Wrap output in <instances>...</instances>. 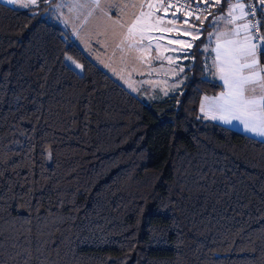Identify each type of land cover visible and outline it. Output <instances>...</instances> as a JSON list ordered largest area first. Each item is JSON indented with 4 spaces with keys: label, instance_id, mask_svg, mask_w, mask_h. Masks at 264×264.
Segmentation results:
<instances>
[{
    "label": "trees",
    "instance_id": "16d2710c",
    "mask_svg": "<svg viewBox=\"0 0 264 264\" xmlns=\"http://www.w3.org/2000/svg\"><path fill=\"white\" fill-rule=\"evenodd\" d=\"M57 1L0 2V264H264V141L198 112L223 90L217 13L181 88L144 103L47 19Z\"/></svg>",
    "mask_w": 264,
    "mask_h": 264
},
{
    "label": "rangeland",
    "instance_id": "374dc122",
    "mask_svg": "<svg viewBox=\"0 0 264 264\" xmlns=\"http://www.w3.org/2000/svg\"><path fill=\"white\" fill-rule=\"evenodd\" d=\"M237 3L240 2L233 0L232 11L216 20L212 31L206 33V44L202 50L207 56L239 38L234 35L233 24H227L233 16L234 20L241 18V13L236 16V10H240ZM108 7H115L113 18L104 10ZM159 8L157 0H58L45 16L60 24L64 13L69 10L66 24L73 42L126 91L149 103L181 88L185 81L184 71L191 61L187 50L192 48L194 40L200 38V29L206 21L203 18L200 25H196L181 15L162 17ZM210 25L207 24L208 27ZM250 40L259 48L251 36ZM69 58H65L66 63L80 72L79 64ZM208 63L212 65L210 60ZM202 97L198 112L203 120L264 141V137L246 132L244 124L236 122L231 110L225 107L218 109V98ZM225 120L229 122L225 123Z\"/></svg>",
    "mask_w": 264,
    "mask_h": 264
},
{
    "label": "crops",
    "instance_id": "0c3cea01",
    "mask_svg": "<svg viewBox=\"0 0 264 264\" xmlns=\"http://www.w3.org/2000/svg\"><path fill=\"white\" fill-rule=\"evenodd\" d=\"M190 1L191 2H195V3H206V4L209 5V9H210L209 11H211V14L212 13H217V14H214L212 16L211 20H210L211 25H210V30L208 31L210 33L212 31V29H213V24H215L216 20H220V18L225 17L224 14H226V12H229L231 10V8H232L231 5H232V1L233 0H190ZM238 1L240 2V4H243L242 0H238ZM0 2H2V0H0ZM5 4H7V3H5ZM21 4H27L28 6L27 7H21ZM32 4L33 3L31 2V0H16L15 4H7V5L13 6V7L18 8V9H26ZM55 4H53L52 6H54ZM159 5H160L159 13L161 14L162 17L168 16L169 18H171V16H173V15H175V16L181 15V14H177L176 12L171 10L170 8L164 6L162 3H159ZM114 9H115V7L104 8V10L106 11V14L110 18H113V16L115 15V11L116 10H114ZM236 11H237L236 16L239 17V14L241 13V10H236ZM68 13H69V10H67L64 13V15H63V17L61 19V21H63V22H60V25L62 27H64V28H66L70 32V30H69V28H67L68 26L66 24V17L68 15ZM181 16H184V15H181ZM207 16H208V14H206L205 16L199 18L197 20L198 22H196V20H189L185 16L184 17L188 21H190L191 23H195L196 25H200V20L203 19V18L206 19ZM178 22L181 24L180 20H178ZM227 24L228 25L233 24V26H234V28H233L234 29V35L235 36L238 35L239 38L235 39V42L234 43H230V45L220 46L217 50H214V52L208 53V56L202 50L204 55H205V57H204L205 58L204 59L205 60V77L210 79V80H213V81H216V82L220 83L222 85V88H223V90L220 93H218L217 95L209 96L212 99L213 98H218L219 105L215 104V105L219 106L218 109H223V107L226 105L228 94L230 92L229 84L225 83L224 79H222V76L229 77L230 82H231V74H232V72L239 67V63L235 61V58L230 53L232 52L233 49H236V48H238L240 46H243L245 44H253L252 41L250 40V36L252 38H253V36H252V34H251L250 30H249V26L247 28L244 27L246 24L248 25L247 20H246V15H245V9H244L243 16L241 15V18H236L234 20V16H233L232 18H229V21H228ZM237 28H238V30H237ZM189 30H192V29H189ZM200 32H201V29H200ZM253 41L255 43H257L258 45H260L259 48L257 46V53L259 54V50L261 48L262 41H261V43H260V40L257 41V40L254 39ZM205 44H206V42L203 44V46ZM203 46H202V48H203ZM189 50L190 49H188L187 51L189 52ZM258 59H259V55H258ZM209 60L212 63V65H210L208 63ZM257 68H258V70L262 69L260 63L257 65ZM243 71L247 72L248 69L245 68V69H243ZM260 76L264 77V72L263 71L260 72ZM260 94H261L260 93V89L257 88L256 93H254V95L259 96ZM245 95H253V94L252 93H245ZM202 98L203 97L201 96L200 102H201ZM212 99L210 101H212ZM232 114H235V118L237 119L236 120L237 123H241L242 119H248V117L245 114H243V113H241L239 111H232ZM202 119H203V116H202ZM246 132H247V130H246ZM253 137H255V136H253Z\"/></svg>",
    "mask_w": 264,
    "mask_h": 264
},
{
    "label": "snow or ice",
    "instance_id": "6c2138e0",
    "mask_svg": "<svg viewBox=\"0 0 264 264\" xmlns=\"http://www.w3.org/2000/svg\"><path fill=\"white\" fill-rule=\"evenodd\" d=\"M2 2L15 4L16 0H2ZM31 2L35 4L37 0H31ZM260 3L264 4V0H260ZM27 6V4H21V7ZM236 7L240 8L241 15L243 16L244 5L237 3ZM134 27L135 25L132 26V28ZM244 27L247 28L248 25L246 24ZM132 28L129 29L130 34L132 33ZM188 47H191V45H188ZM261 50L264 51V46H261ZM230 54L239 63V67L232 72L231 82L229 77L222 76V79L230 87L227 103L224 107L227 110L239 111L245 114L248 119L241 120L245 130L264 137V77L260 76V72L264 71V69L258 70L257 68L259 64L257 45L254 43L245 44L233 49ZM77 67L80 66L77 65ZM245 68L248 69L247 72L243 71ZM257 88L260 89L261 94L259 96L254 95ZM245 93H252L253 95H245ZM228 122L225 120V123Z\"/></svg>",
    "mask_w": 264,
    "mask_h": 264
},
{
    "label": "built area",
    "instance_id": "2783aa9c",
    "mask_svg": "<svg viewBox=\"0 0 264 264\" xmlns=\"http://www.w3.org/2000/svg\"><path fill=\"white\" fill-rule=\"evenodd\" d=\"M164 6L170 8L177 14L184 15L188 19H199L209 13V5L206 3H195L190 0H157ZM246 20L249 26V30L253 38L257 41L261 40L260 29V8L264 12V4L260 3V0H242ZM259 6V9H258ZM199 17V18H197Z\"/></svg>",
    "mask_w": 264,
    "mask_h": 264
},
{
    "label": "water",
    "instance_id": "95a60500",
    "mask_svg": "<svg viewBox=\"0 0 264 264\" xmlns=\"http://www.w3.org/2000/svg\"><path fill=\"white\" fill-rule=\"evenodd\" d=\"M258 9H259V6H258Z\"/></svg>",
    "mask_w": 264,
    "mask_h": 264
}]
</instances>
